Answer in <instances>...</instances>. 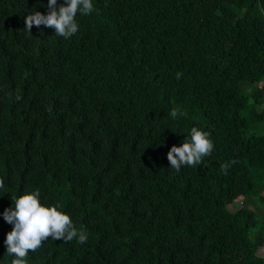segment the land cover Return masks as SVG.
Wrapping results in <instances>:
<instances>
[{
  "label": "trees",
  "instance_id": "1",
  "mask_svg": "<svg viewBox=\"0 0 264 264\" xmlns=\"http://www.w3.org/2000/svg\"><path fill=\"white\" fill-rule=\"evenodd\" d=\"M92 2L64 38L25 29L48 0H0V264L36 190L88 239L27 264H264V0ZM192 127L214 148L177 172Z\"/></svg>",
  "mask_w": 264,
  "mask_h": 264
},
{
  "label": "clouds",
  "instance_id": "2",
  "mask_svg": "<svg viewBox=\"0 0 264 264\" xmlns=\"http://www.w3.org/2000/svg\"><path fill=\"white\" fill-rule=\"evenodd\" d=\"M48 8L47 15L34 11L25 16V29L29 33L33 25L37 27L44 25L53 28L58 36L70 38L78 31L75 20L77 13L90 15L94 11L92 0H64L59 7L57 0H48ZM181 75L177 73V79H180ZM169 115L176 119L179 116H186L187 113L176 107L171 109ZM213 148L210 133L192 127L181 146L171 147L167 159L171 168L179 172L182 166L195 167L201 164L203 158L209 156ZM229 167V163H224L221 170L226 173ZM4 187V181L0 179V189ZM39 197V190L25 191L22 195L12 196L13 206L3 212L4 220L13 225L4 241L6 253L12 257L10 264H27L26 257L29 252H36L49 237L65 242L73 239L81 244L87 242V233L83 229H78L71 217L59 210L61 206L58 203L44 205Z\"/></svg>",
  "mask_w": 264,
  "mask_h": 264
},
{
  "label": "rangeland",
  "instance_id": "3",
  "mask_svg": "<svg viewBox=\"0 0 264 264\" xmlns=\"http://www.w3.org/2000/svg\"><path fill=\"white\" fill-rule=\"evenodd\" d=\"M238 199V198H237ZM237 199H235V201L234 202H232L229 206L230 207H236V206H238V204H239V200H237ZM258 252H261V251H258Z\"/></svg>",
  "mask_w": 264,
  "mask_h": 264
}]
</instances>
